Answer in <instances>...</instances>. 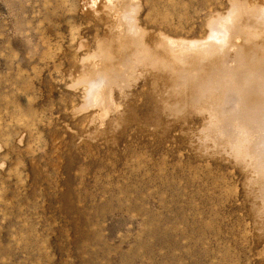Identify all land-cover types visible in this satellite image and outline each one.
<instances>
[{
    "label": "rangeland",
    "instance_id": "rangeland-1",
    "mask_svg": "<svg viewBox=\"0 0 264 264\" xmlns=\"http://www.w3.org/2000/svg\"><path fill=\"white\" fill-rule=\"evenodd\" d=\"M141 2L151 34L190 40L229 6ZM107 3L0 0V264H264L260 192L203 140L207 114L163 113L145 78L113 92L103 126L81 109L69 75L80 42L119 37Z\"/></svg>",
    "mask_w": 264,
    "mask_h": 264
},
{
    "label": "bare ground",
    "instance_id": "bare-ground-1",
    "mask_svg": "<svg viewBox=\"0 0 264 264\" xmlns=\"http://www.w3.org/2000/svg\"><path fill=\"white\" fill-rule=\"evenodd\" d=\"M228 2L226 12L210 11L205 36L190 40L151 34L140 18L141 0H108L105 14L113 22L101 20L119 37L108 33L94 50L79 43L84 55L70 87L81 92L83 111L96 109L99 126L115 106L113 92L142 78L159 94L163 113L207 114L203 140L229 147L252 173L264 211V0Z\"/></svg>",
    "mask_w": 264,
    "mask_h": 264
}]
</instances>
